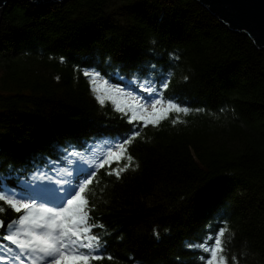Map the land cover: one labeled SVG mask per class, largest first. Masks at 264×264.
<instances>
[{
    "label": "trees",
    "instance_id": "obj_1",
    "mask_svg": "<svg viewBox=\"0 0 264 264\" xmlns=\"http://www.w3.org/2000/svg\"><path fill=\"white\" fill-rule=\"evenodd\" d=\"M141 61L175 65L166 95L201 111L144 128L129 146L139 167L119 179L97 170L89 198L114 259L93 264H206L185 245L220 227L228 264H264V50L198 0H11L0 17V171H35L34 160L71 170L65 145L105 151L130 126L98 104L83 70L111 85L107 73L130 77Z\"/></svg>",
    "mask_w": 264,
    "mask_h": 264
},
{
    "label": "snow or ice",
    "instance_id": "obj_2",
    "mask_svg": "<svg viewBox=\"0 0 264 264\" xmlns=\"http://www.w3.org/2000/svg\"><path fill=\"white\" fill-rule=\"evenodd\" d=\"M179 59L170 56V60ZM60 61L63 63L66 58L61 56ZM174 68L175 65L165 69L163 65L141 61L133 65L130 77L120 72L107 73L118 81L111 85L102 78L101 70L95 67L83 70L98 104L103 107L110 102L130 127L125 132L114 133L116 142L106 143V150L101 154L92 147H88L87 152L75 150L81 147L80 144H73L72 151L67 145L63 146L64 162L71 166V170L57 169L59 161L51 160L43 167H36L34 160L35 171L16 169L11 165L0 171V214L6 209L19 214L7 224L0 218V261L4 264H93L105 258L114 259L108 253L106 226L97 223L93 215L95 206L89 198L91 186L96 182L98 169L107 167L110 169L108 175L119 179L122 173L133 167L135 161L129 154V146L141 138L144 128L159 126L173 113L177 114L171 120L175 125L183 122L179 114L201 111L189 107L188 102L179 96L166 95ZM183 79L186 82L189 78L185 76ZM122 162L123 166H120ZM112 164L117 167L112 168ZM135 167L139 165L135 164ZM9 180H15V185L10 186ZM227 231L226 227H220L214 235L203 237L199 243L190 241L185 247L202 252L199 260L206 264H228L223 240ZM152 236L155 242H162L159 230L153 229ZM141 264L150 262L142 261ZM175 264L188 262L177 256Z\"/></svg>",
    "mask_w": 264,
    "mask_h": 264
},
{
    "label": "water",
    "instance_id": "obj_3",
    "mask_svg": "<svg viewBox=\"0 0 264 264\" xmlns=\"http://www.w3.org/2000/svg\"><path fill=\"white\" fill-rule=\"evenodd\" d=\"M11 0H0V17ZM33 5H58L70 0H28ZM231 30L249 36L264 50V0H198Z\"/></svg>",
    "mask_w": 264,
    "mask_h": 264
},
{
    "label": "rangeland",
    "instance_id": "obj_4",
    "mask_svg": "<svg viewBox=\"0 0 264 264\" xmlns=\"http://www.w3.org/2000/svg\"><path fill=\"white\" fill-rule=\"evenodd\" d=\"M110 103V102H109ZM111 104V103H110ZM2 262V261H1ZM0 264H3V263H0Z\"/></svg>",
    "mask_w": 264,
    "mask_h": 264
}]
</instances>
